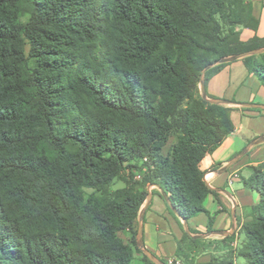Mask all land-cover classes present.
<instances>
[{"label":"trees","instance_id":"16d2710c","mask_svg":"<svg viewBox=\"0 0 264 264\" xmlns=\"http://www.w3.org/2000/svg\"><path fill=\"white\" fill-rule=\"evenodd\" d=\"M258 25L250 0H0V264H154L135 241L153 184L182 220L209 215L200 163L234 124L200 78L264 47L240 37ZM242 61L264 85V52ZM242 183L245 239L208 264H264V160Z\"/></svg>","mask_w":264,"mask_h":264},{"label":"crops","instance_id":"0c3cea01","mask_svg":"<svg viewBox=\"0 0 264 264\" xmlns=\"http://www.w3.org/2000/svg\"><path fill=\"white\" fill-rule=\"evenodd\" d=\"M250 2L252 13L258 18L259 25L256 31L249 28H240V37L243 40L254 35L264 37V0H250ZM226 62L228 63L208 80L206 91L209 95L225 99L237 106L230 107L234 130L217 149L207 154L200 163V167L204 171L205 182L214 188L216 194H207L203 202L209 215L200 213L186 221L188 230L198 232H189L191 236L205 234L209 229L217 233L219 231H230L232 228H234V233L239 235L241 232L240 225L247 216L245 209L248 206L252 207L259 200L258 192L242 183V179L248 178L250 173L243 175L242 172L246 167L264 160V141L248 148L225 171L220 172V170L241 152L252 139L264 136V128L262 130L251 129L249 133L245 132V125L242 120L245 116L249 121H260L261 119L264 121V109L244 105V103L264 104V85L253 73L249 72L241 58ZM235 66L240 69L243 68L241 71L242 77H244L243 80L250 81L253 87V90L244 96L245 98H242L243 100L226 98L229 89H231V73ZM233 112L238 114V123L235 122L234 116H232ZM149 191L151 200L143 212L141 223L143 246L155 257L163 261H172L176 254L177 241L182 237L183 230L186 231L185 223L175 214L178 216L177 220L168 210V205L159 188L152 187ZM127 237L128 233L126 239ZM135 252L133 259L136 258L137 264H144L142 255L137 251Z\"/></svg>","mask_w":264,"mask_h":264},{"label":"rangeland","instance_id":"374dc122","mask_svg":"<svg viewBox=\"0 0 264 264\" xmlns=\"http://www.w3.org/2000/svg\"><path fill=\"white\" fill-rule=\"evenodd\" d=\"M241 59H243V58H241ZM237 67L238 66H235L233 68L232 73H231L232 84L230 86L231 89H229V91L226 95V98H230V99L233 98L234 100H243L242 98H245L244 96H246L251 90H253V87H252V83L250 81L243 80L244 77H242L243 75L241 72L243 68L240 69ZM199 90L201 93V84H199ZM201 96H202V94H201ZM229 102L230 101H228L227 103H223L221 105H224L227 107H237V106H235ZM232 116H234L233 118H234L235 122L238 123V121H237L238 114L236 112H233ZM241 117H242V115H241ZM242 120H243V123L245 125L244 130H245V132L247 131V133H249V131L251 129L262 130L264 128V121L262 119L260 121H258V120L257 121H249L244 116V118ZM257 158H259V157H257ZM254 166H257V164L252 165L250 167H246L243 170L242 174L243 175H247L248 173L251 174L252 173V167H254ZM139 178L140 177L137 176V179H139ZM237 184L239 185L240 183H237ZM123 185H124V183L122 181L115 179L111 183V188L116 189V188L122 187ZM152 187L155 189L159 188L161 190L160 187L153 184V185L148 186V191ZM149 193H150V191H149ZM145 203H146V200L143 203V205ZM143 205L141 206V208L143 207ZM141 208H140V210H141ZM251 209H252L251 206H248L245 209L247 215L251 212ZM206 233H210V235L202 238L201 244H199L198 247L197 246L194 247V245L191 243L190 240H186L184 243H182V245H181L182 248L180 250H178L176 248L177 250H176L175 258L172 261H164V262L167 264H208V263H211L213 259H219V258L225 257L227 254H229V248L230 247L234 250L237 249L245 239L243 232H240L239 235L234 236L233 243H231V245H230V242L224 241V239H223L224 236L216 233L215 231H210V229H209L208 232H205V234ZM119 236L124 241L127 240L126 239L127 232H123V233L119 232ZM135 241H136V233H135ZM226 243L228 245H226ZM190 244H192L193 246L192 245L189 246ZM139 250L141 251L140 248H139ZM134 253H136L135 250H134ZM131 264H137L136 258L133 259ZM234 264H248V263L244 258H242L240 256H236L234 259Z\"/></svg>","mask_w":264,"mask_h":264},{"label":"water","instance_id":"95a60500","mask_svg":"<svg viewBox=\"0 0 264 264\" xmlns=\"http://www.w3.org/2000/svg\"><path fill=\"white\" fill-rule=\"evenodd\" d=\"M264 52V47H261V48H257V49H252V50H249V51H246V52H242V53H239V54H235L233 56H230V57H227V58H222V59H219L217 61H214L213 63L207 65L203 71H202V75H201V78H200V84H201V94H202V97L206 100H208L209 102L211 103H214V104H223V103H227L228 101L225 100V99H221V98H208L205 94V90H204V86H203V74L204 72L212 67L213 65L219 63V62H223V61H233V60H236V59H240V58H244L246 56H249V55H255V54H259V53H262ZM244 105L246 106H252V107H256V108H262L264 109V104H258V103H244ZM264 141V136H261V137H256L254 139H252L244 148L241 152H239L225 167H223L220 172L222 171H225L230 165L234 164L240 157L241 155L248 149L250 148L251 146L255 145V144H258L260 142ZM207 184V183H206ZM207 186L210 188V189H214L212 188L211 186H209L207 184ZM219 190V189H217ZM163 198L165 199L167 205L174 211V213L176 215L179 216V213L178 211L175 209V207L172 205L169 197L165 194V192H161ZM151 200V194L148 193L147 194V198H146V203L144 204V206L141 208L140 212H139V215H138V223H137V232H136V243H137V246L141 249L142 253L144 255H146V257L151 261L153 262L154 264H167L165 263L163 260L155 257L148 249H146L144 246H143V231H142V217H143V212L147 206V204L149 203V201ZM184 223H185V230L186 232L189 233V230H188V227H187V223L185 220H183ZM234 232V228H232L230 231H219L217 232L218 234L222 235V236H226V235H230ZM210 233H206V234H199L197 236L201 237V238H204V237H207L209 236ZM195 236V235H194Z\"/></svg>","mask_w":264,"mask_h":264}]
</instances>
